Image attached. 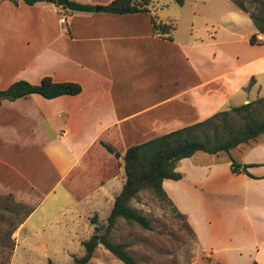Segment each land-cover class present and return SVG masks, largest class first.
<instances>
[{"label":"crops","instance_id":"obj_1","mask_svg":"<svg viewBox=\"0 0 264 264\" xmlns=\"http://www.w3.org/2000/svg\"><path fill=\"white\" fill-rule=\"evenodd\" d=\"M79 1L100 8L0 0L10 11L0 20V51L18 61L9 70L6 60L11 79L0 87L46 74L81 85L74 94L0 99V194L30 205L15 222V245L28 238L24 225L48 198L54 211L33 221V230L68 212L56 220L64 231L92 229L93 215L105 220L124 181L121 156L130 144L264 94V32L249 41L256 27L248 12L242 32L230 8L219 22L223 35L179 36L175 26L168 38L152 30L150 5L111 12L101 9L110 0ZM232 159L248 172L232 171ZM175 170L180 176L165 177L162 186L203 253L223 264H264V133L229 150H196Z\"/></svg>","mask_w":264,"mask_h":264},{"label":"rangeland","instance_id":"obj_2","mask_svg":"<svg viewBox=\"0 0 264 264\" xmlns=\"http://www.w3.org/2000/svg\"><path fill=\"white\" fill-rule=\"evenodd\" d=\"M226 2L230 1L185 0L184 3H178L176 0H152L149 5L157 20L159 17L175 23L179 36L189 35L196 38L223 35L225 31L220 27V20L229 18L230 14L226 15L224 12L230 8L235 9L237 12L235 15L239 16L233 19L235 27L237 26L239 32L244 30L245 22L249 20L245 10H240L232 3H230L231 7L225 6ZM8 14H10L9 8L1 4L0 20ZM9 58L2 55L0 51V84L11 79L8 78L9 75H6V71H3L6 60H8L9 70L17 65L18 61L14 60L15 57L11 60ZM259 98L263 99L260 105L264 108V94L252 100ZM50 203L49 198L44 200L41 207L24 225L23 233L28 235V238L20 239L15 245L13 235L15 222L27 216L30 205L22 207L24 203L14 200L10 194L6 196L0 194V264H49V260L54 264H69L75 255L82 253L81 240L90 235L94 226L90 230H85L86 226L81 224L75 226L77 231H64L62 227L65 225L62 221L56 220L69 218L70 212L60 215L56 220H50V223H46L39 230L31 228V223L39 218L43 219L45 212L54 211L49 208ZM131 204L149 217L151 227L146 228L119 217L109 233V238L113 241H127L128 250L139 264H218L221 262L214 255L208 258L203 253L185 217L180 215L166 198L145 188L132 198ZM97 221L99 224L105 222L98 219ZM74 233L75 237L70 238L69 235ZM86 264L125 263L102 244H98Z\"/></svg>","mask_w":264,"mask_h":264},{"label":"trees","instance_id":"obj_3","mask_svg":"<svg viewBox=\"0 0 264 264\" xmlns=\"http://www.w3.org/2000/svg\"><path fill=\"white\" fill-rule=\"evenodd\" d=\"M18 3V0H11ZM33 4L38 0H23ZM53 1L56 0H47ZM183 3L184 0H176ZM238 7L248 12L256 31L251 33L249 41H259L257 33L264 32V0H232ZM152 0H110L102 4L101 9L111 12H134L148 9ZM253 4V7H251ZM72 10H93L95 5L79 0H66L61 4ZM151 25L154 33L171 38V31L175 23L171 20H157L151 16ZM81 85L73 80H54L50 75H43L38 82H31L25 78H17L6 86L0 87V99H14L29 93H39L44 97H54L63 93H77ZM262 98L249 100L232 105L214 112L199 121L154 135L144 141L130 144L122 154L124 181L120 191L115 195L113 204L103 224L97 221V215L91 216L94 223L90 235L81 240L83 251L75 255L69 264H86L91 258L95 247L102 244L125 264H139L135 256L128 250L127 241H113L109 233L119 217L136 222L143 227L150 228L151 221L143 212L134 208L131 199L142 189H151L160 197L167 196L162 180L165 177L178 178L180 173L175 170L178 160L189 156L196 150L215 153L219 150H229L231 147L247 142L259 134L264 133V108L261 107ZM108 150L116 156L120 152L105 144ZM235 159L231 160V169L234 172L246 169ZM176 209V207L174 206ZM176 211L180 214L177 209ZM187 223V222H186ZM188 224V223H187ZM49 264H54L49 260ZM218 264H223L218 262ZM252 264H258L253 261Z\"/></svg>","mask_w":264,"mask_h":264},{"label":"water","instance_id":"obj_4","mask_svg":"<svg viewBox=\"0 0 264 264\" xmlns=\"http://www.w3.org/2000/svg\"><path fill=\"white\" fill-rule=\"evenodd\" d=\"M56 2H57L58 4H62V3H65L66 0H56ZM95 8H96V9H99L100 6H99V5H96Z\"/></svg>","mask_w":264,"mask_h":264},{"label":"built area","instance_id":"obj_5","mask_svg":"<svg viewBox=\"0 0 264 264\" xmlns=\"http://www.w3.org/2000/svg\"><path fill=\"white\" fill-rule=\"evenodd\" d=\"M60 21L65 22V17L63 15L60 17Z\"/></svg>","mask_w":264,"mask_h":264}]
</instances>
